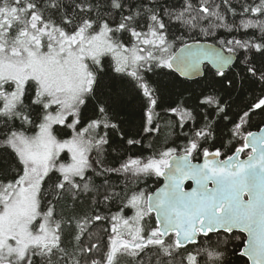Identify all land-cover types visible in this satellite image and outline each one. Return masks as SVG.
I'll use <instances>...</instances> for the list:
<instances>
[{
    "label": "snow or ice",
    "instance_id": "1",
    "mask_svg": "<svg viewBox=\"0 0 264 264\" xmlns=\"http://www.w3.org/2000/svg\"><path fill=\"white\" fill-rule=\"evenodd\" d=\"M173 23L188 32L207 23L204 37L223 29L231 38L218 46L189 44L183 34L170 37ZM106 56L150 106L157 100L145 73L157 68L187 77L211 64L226 96L200 102L212 106V120L171 109L179 112V127L193 124L180 154L167 147L105 167L108 130L118 127L93 118L107 117L104 105L114 99L105 93ZM234 59L243 74L229 78L225 70ZM247 89L252 98L233 119L227 97ZM257 115L264 118V0H0V264H121L122 258L146 264V257L147 264H230L229 255L264 264V127L243 131ZM217 119L231 123L230 135L239 140L231 155L203 146L215 138ZM109 174L165 182L155 192L125 196L123 207L136 210L130 220L99 212L101 203L121 195ZM85 199L96 205L91 214L78 207ZM62 201L66 212L57 211ZM153 216L155 226L146 232L143 221ZM102 223L105 235H95ZM234 230L246 235L229 249Z\"/></svg>",
    "mask_w": 264,
    "mask_h": 264
},
{
    "label": "trees",
    "instance_id": "2",
    "mask_svg": "<svg viewBox=\"0 0 264 264\" xmlns=\"http://www.w3.org/2000/svg\"><path fill=\"white\" fill-rule=\"evenodd\" d=\"M219 3V0H216ZM169 3L179 4L181 0H169ZM232 21L229 20V23ZM239 22V18H237ZM207 23H202L200 28L194 31L188 32L181 26L173 23L170 28V37L173 35H184L186 43H193L195 40L211 42L218 46V40L221 38L230 39L223 29L216 30V36L204 37L201 34L202 28H207ZM252 30H248L247 35H255ZM237 38H247L240 34ZM122 39L127 43V35L122 36ZM179 47V45H178ZM113 63L111 56L104 58L105 72L104 77L107 88L105 93L111 92L114 94V99L110 105H104L108 108L107 117L101 116L96 113L93 118L107 119L111 124H116L118 127L115 130H108L109 145L105 152V167H118L120 163L124 162L129 157H139L141 159L151 157L165 150L167 147L177 148L179 153V145L187 143L184 133L191 134L193 124L188 122L184 124L183 128L178 125L182 123L179 112H172L173 108H188L189 110L198 111L206 114L209 120L215 119L213 114L212 106H206L201 104L204 96L206 95H217L218 97H224L226 94L220 89L217 80L219 77H215L213 70L209 66H205L204 75L201 78L195 80H188L180 77L173 70L157 68L153 72L145 73L146 79L150 82L153 89H155L154 98L157 100L155 106H150L149 101L143 96L141 92L134 88L128 87L129 78L121 79V74L112 71L110 65ZM233 74H243V65L239 59H236L232 66L226 71L225 75L231 78ZM256 94H259V87L257 86ZM104 98V97H102ZM252 98V90L247 89L245 92L235 91L232 92L231 96L227 97L229 103L232 106V110L229 116L233 119L235 114L248 103ZM88 115L92 116L91 110ZM151 115V120H149ZM261 116L257 115L244 126L243 131H254L258 130L264 123H262ZM200 116H197V127L202 123ZM232 124L225 120H216L214 125L215 138L205 143L203 146L208 148L210 151L215 148H220L225 155H231L234 151V147L238 146L239 140L231 137L230 129ZM146 129H159V131H148ZM243 134V133H242ZM128 139H133L139 143L129 145L126 143ZM231 141V143H229ZM94 155V154H93ZM193 159L201 160V156L194 154ZM92 176V173H88ZM97 184H101L102 181L96 179ZM162 182L161 177L151 176H140L139 178H133L130 175L125 174H109V184L114 190L120 193L119 199H115L110 203L99 205V212L102 215H108L109 213L114 215H122L124 218H133L136 214V210L130 207H123L127 203L125 196L131 195L133 192L143 190L145 193L152 192ZM50 183V182H49ZM103 190V189H102ZM83 211L91 214L92 209L96 207L95 203H89L87 199L84 200L83 204L78 206ZM121 208L123 210L121 211ZM57 211L66 212L64 202L58 206ZM145 231H150L155 226V219L145 218L143 221ZM108 227L107 223H102L97 228L95 235L104 236L105 234L99 231V228ZM232 236L237 239L232 240L229 237L230 243L227 245L229 249L238 248L243 241V234L239 232H233ZM217 237L212 236V240L215 241ZM68 237H65L67 243ZM208 242L205 241L203 245L197 247L207 246ZM188 250H192L190 246ZM151 256V253H149ZM230 264H245V260H242L234 255L228 257ZM147 264V257L145 258ZM121 264H131L128 258H122ZM155 264V261H153ZM204 264V261H201Z\"/></svg>",
    "mask_w": 264,
    "mask_h": 264
},
{
    "label": "water",
    "instance_id": "3",
    "mask_svg": "<svg viewBox=\"0 0 264 264\" xmlns=\"http://www.w3.org/2000/svg\"><path fill=\"white\" fill-rule=\"evenodd\" d=\"M206 41H202V43H205ZM207 44H210V45H213V46H217V45H215V44H213V43H210V42H206ZM191 44V43H190ZM235 60L236 59H234V62H235ZM233 62V63H234ZM210 66L212 69H214L215 71H216V69L214 68V66L213 65H211V64H205V65H203L202 66V68H201V74H199V75H190V76H181L179 73H177V72H175L176 74H178L180 77H182V78H184V79H188V80H195V79H198V78H201V77H203V75H204V67L205 66ZM227 70V69H226ZM225 70V71H226ZM262 127H264V126H262ZM257 131H259V129L258 130H255V131H253V132H257ZM242 158H244V157H242ZM194 162H202V159L200 160V161H195V160H193ZM165 182V180H164V178L162 177V183H161V185L160 186H158L153 192H155L158 188H160V187H162L163 186V183ZM191 184V182H186V184H185V187L187 188L188 186L187 185H190ZM152 193V192H151ZM234 232H239V233H241L239 230H234ZM244 236L246 235V234H243ZM249 264H250V262H249Z\"/></svg>",
    "mask_w": 264,
    "mask_h": 264
},
{
    "label": "rangeland",
    "instance_id": "4",
    "mask_svg": "<svg viewBox=\"0 0 264 264\" xmlns=\"http://www.w3.org/2000/svg\"><path fill=\"white\" fill-rule=\"evenodd\" d=\"M62 155H64V154H62ZM64 159H67V156L66 155L64 156Z\"/></svg>",
    "mask_w": 264,
    "mask_h": 264
},
{
    "label": "flooded vegetation",
    "instance_id": "5",
    "mask_svg": "<svg viewBox=\"0 0 264 264\" xmlns=\"http://www.w3.org/2000/svg\"><path fill=\"white\" fill-rule=\"evenodd\" d=\"M160 184H161V183H160ZM160 184H159V185H160Z\"/></svg>",
    "mask_w": 264,
    "mask_h": 264
},
{
    "label": "bare ground",
    "instance_id": "6",
    "mask_svg": "<svg viewBox=\"0 0 264 264\" xmlns=\"http://www.w3.org/2000/svg\"><path fill=\"white\" fill-rule=\"evenodd\" d=\"M255 131V130H254Z\"/></svg>",
    "mask_w": 264,
    "mask_h": 264
}]
</instances>
